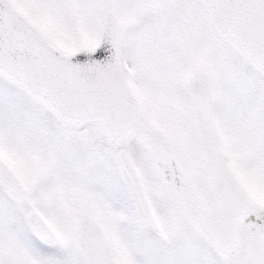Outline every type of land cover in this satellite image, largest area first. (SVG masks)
<instances>
[{
	"label": "snow or ice",
	"instance_id": "obj_1",
	"mask_svg": "<svg viewBox=\"0 0 264 264\" xmlns=\"http://www.w3.org/2000/svg\"><path fill=\"white\" fill-rule=\"evenodd\" d=\"M0 264H264V0H0Z\"/></svg>",
	"mask_w": 264,
	"mask_h": 264
}]
</instances>
